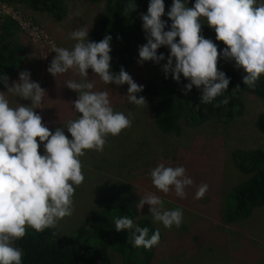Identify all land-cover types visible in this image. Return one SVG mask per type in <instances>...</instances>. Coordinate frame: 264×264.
<instances>
[{"label":"clouds","instance_id":"clouds-1","mask_svg":"<svg viewBox=\"0 0 264 264\" xmlns=\"http://www.w3.org/2000/svg\"><path fill=\"white\" fill-rule=\"evenodd\" d=\"M164 0H150L147 14H142L143 29L147 43L139 47V61L164 60L157 49L168 46L170 54L163 66L166 75L179 82L181 74L190 83L185 85V94L193 85L202 86L200 99L211 103L226 92L230 79L217 67L220 53L217 45L204 38L201 33V18L216 33V40L227 47L223 57L234 60L238 68L246 73L244 85L254 88L264 74V0H195L193 7H187L181 0H173L167 15L172 21L170 30L165 31L166 21ZM177 37L179 38L177 42ZM69 38L75 40L71 50L59 47L47 69L54 77L74 69L84 78L82 82L68 80L66 87L78 93L73 102L79 118L67 123L71 139L63 128L52 133L42 123V117L34 109L39 108L45 90L30 80V72L19 74V82L8 88L18 97L30 100V105H9L4 92H0V264H21L22 251L13 246V241L26 234V228L36 231L54 227L59 219L73 212L75 186L83 180L80 157L85 150L103 151L106 137L113 136L131 126L132 121L122 112H115L107 91H92L94 83L88 80V69L100 77L105 84H127L128 102L145 106L143 86L121 67L119 73L111 69V36L101 41L89 40V28L81 27L72 31ZM173 58L175 64L173 66ZM3 82L7 87L8 77ZM239 87V86H237ZM228 97L217 103L227 105ZM43 143L44 154H40ZM184 167H166L163 163L151 170L153 185L161 192L168 193L174 187L177 197L186 198L185 188L193 180L185 175ZM208 185L201 184L195 199L205 195ZM150 205L153 219L166 228L179 227L183 220L180 209L165 210L161 197L149 193L139 201V208ZM115 229H134L133 246L150 249L160 240L157 229L149 238V229L134 224L129 216L115 219Z\"/></svg>","mask_w":264,"mask_h":264},{"label":"rangeland","instance_id":"rangeland-1","mask_svg":"<svg viewBox=\"0 0 264 264\" xmlns=\"http://www.w3.org/2000/svg\"><path fill=\"white\" fill-rule=\"evenodd\" d=\"M192 1L195 4V0ZM65 2L68 13L62 22L26 4H12L21 25L24 62L16 75L8 77L7 87L3 82L0 92H4L12 108L19 104L30 105V100L8 92L9 87L19 82L21 72H30V80L39 83L46 92L34 111L52 133L64 127L65 135L71 139L67 123L81 114L73 106L78 93L65 84L68 80L82 82L84 78L74 69L55 77L47 69L56 48H73L76 41L69 38L72 31L85 26L90 31L104 16L105 2ZM204 21L201 18V23ZM167 58L149 67L138 64L129 75L144 88L150 78L164 72ZM87 79L94 83L92 91H107L113 110L124 113L132 123L119 135L109 134L103 151L85 150L79 158L84 180L79 186L74 185L73 212L57 221L58 230L68 233L78 227L89 210L103 205L96 198V187L119 180L140 193L139 201L152 193L161 197L165 210H182L181 225L166 228L153 219L150 205L141 208V216L151 219L163 235L151 264H264V206L237 222L229 223L224 218L226 196L234 185L247 178L235 166L232 152L237 148H264V134L256 127V119L264 109L263 100L247 93L241 116L228 122L211 118L199 126L183 124L180 135H170L158 130L147 101L145 106L128 102L127 84H105L92 69H88ZM136 95L145 98L143 91ZM39 151L44 154L43 143ZM161 163L186 169L185 175L193 180V184L185 188L186 198L177 197L174 187L163 193L153 185L150 172ZM201 184L208 185V189L203 198L195 199ZM112 262L125 264L117 251L112 253Z\"/></svg>","mask_w":264,"mask_h":264},{"label":"trees","instance_id":"trees-1","mask_svg":"<svg viewBox=\"0 0 264 264\" xmlns=\"http://www.w3.org/2000/svg\"><path fill=\"white\" fill-rule=\"evenodd\" d=\"M12 4H26L31 9L48 13L54 21L62 22L67 16L65 0H6ZM105 2V14L89 31V40L101 41L111 36V69L119 73L121 67L129 74L138 64L153 66L155 61H139V47L146 44L147 33L143 29L142 14H147L150 0H90ZM187 7H193L192 0H181ZM166 21L165 31L170 30L172 21L167 13L173 0H164ZM205 20V19H204ZM201 35L211 39L218 47L220 58L218 69L230 79L226 92L217 96L211 103H204L200 97L202 86L193 85L185 94V85L190 80L181 74L180 81L172 79L169 72L150 78L144 85L143 93L153 113L158 130L170 135H180L182 125L199 126L211 118L231 121L244 111V96L249 93L264 102V74L254 88L244 85L242 77L246 74L238 68L235 61L223 57L227 47L216 40V33L206 20L201 23ZM20 23L9 15L0 13V88L4 76H14L24 62L25 45L21 39ZM179 38L177 37V42ZM167 58L168 46L157 49V55ZM162 61V60H161ZM160 61V62H161ZM159 62V63H160ZM239 86V87H237ZM228 97L227 105H215ZM257 129L264 134V109L256 119ZM235 166L247 178L234 185L225 198L224 218L226 222H237L248 218L259 207L264 206V148H237L232 152ZM96 198L103 202L100 208L89 210L84 221L74 230L61 233L57 226L36 231L26 228L23 238L15 240L13 246L22 251L21 264H112V253L120 252L125 264H151L159 243L150 249L134 247V229H115V219L129 216L135 225L149 229L148 237L157 230L151 219L141 216L139 195L133 186L122 181L108 182L95 189Z\"/></svg>","mask_w":264,"mask_h":264},{"label":"built area","instance_id":"built-area-1","mask_svg":"<svg viewBox=\"0 0 264 264\" xmlns=\"http://www.w3.org/2000/svg\"><path fill=\"white\" fill-rule=\"evenodd\" d=\"M0 13L9 15L17 20L16 12L12 6V3L7 2L6 0H0Z\"/></svg>","mask_w":264,"mask_h":264}]
</instances>
